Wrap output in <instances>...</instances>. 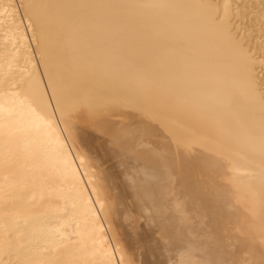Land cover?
I'll list each match as a JSON object with an SVG mask.
<instances>
[{
    "label": "bare ground",
    "instance_id": "obj_1",
    "mask_svg": "<svg viewBox=\"0 0 264 264\" xmlns=\"http://www.w3.org/2000/svg\"><path fill=\"white\" fill-rule=\"evenodd\" d=\"M241 1L0 0V264H264Z\"/></svg>",
    "mask_w": 264,
    "mask_h": 264
},
{
    "label": "rangeland",
    "instance_id": "obj_2",
    "mask_svg": "<svg viewBox=\"0 0 264 264\" xmlns=\"http://www.w3.org/2000/svg\"><path fill=\"white\" fill-rule=\"evenodd\" d=\"M16 1V0H15ZM246 0H242L241 1V3H240V6L241 7H239L238 5H237V7L239 8V10L240 9H242V8H247L248 9V15H247V13L245 14V16H248V19H247V17H245L244 16V20H246L244 23H245V25H247V24H249V23H247V22H251V27L253 26H255L254 28L252 27V33L250 32V34H251V36H252V41H253V43H255V41L257 40V39H255V38H258V36L262 33V28H263V30H264V21H261V23L259 22L260 21V18L258 19L257 17L259 16V13L261 12V11H263L264 10V4H263V2H262V0L260 1V0H247V2H245ZM264 1V0H263ZM259 3V5H261V6H259V8H258V4ZM248 4V5H247ZM257 6V7H256ZM244 8V9H245ZM253 8H255V9H259V10H256V11H249V9H253ZM244 9H242L243 10V12H244ZM242 10H240V13H241V11ZM245 11H246V9H245ZM242 12V13H243ZM247 12V11H246ZM241 13V14H242ZM255 18H257V19H255ZM250 19H251V21H250ZM254 20H257L258 22H255ZM243 23V24H244ZM258 25H257V24ZM245 25H242V26H244L245 27ZM243 27V28H244ZM253 30H254V32H253ZM260 32V33H259ZM259 34V35H258ZM264 35V34H263ZM262 34H261V39L264 41V36H263ZM255 37V38H254ZM254 39H255V41H254ZM261 39L259 38V40L261 41ZM258 41V40H257ZM257 41H256V43H257ZM260 41H258V44L257 45H259V42ZM261 44V43H260ZM262 48L264 49V44H262Z\"/></svg>",
    "mask_w": 264,
    "mask_h": 264
}]
</instances>
